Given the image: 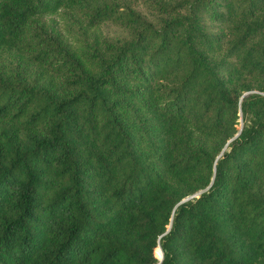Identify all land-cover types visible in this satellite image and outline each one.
Wrapping results in <instances>:
<instances>
[{
	"label": "trees",
	"instance_id": "obj_1",
	"mask_svg": "<svg viewBox=\"0 0 264 264\" xmlns=\"http://www.w3.org/2000/svg\"><path fill=\"white\" fill-rule=\"evenodd\" d=\"M0 264H264V0H0Z\"/></svg>",
	"mask_w": 264,
	"mask_h": 264
},
{
	"label": "water",
	"instance_id": "obj_2",
	"mask_svg": "<svg viewBox=\"0 0 264 264\" xmlns=\"http://www.w3.org/2000/svg\"><path fill=\"white\" fill-rule=\"evenodd\" d=\"M251 92H252V91H249V92L244 93V94L242 95L241 98H244L245 96H247V95L250 94ZM197 194H198V193H197ZM197 194H195V195H197ZM190 197H192V196H189V197L183 199L181 202H184L185 200L189 199ZM169 228H170V225L168 226V229H167V230H169ZM158 249H159V251H160V257H158V260H159V262H160V261L162 260V250H161L160 247H159Z\"/></svg>",
	"mask_w": 264,
	"mask_h": 264
},
{
	"label": "rangeland",
	"instance_id": "obj_3",
	"mask_svg": "<svg viewBox=\"0 0 264 264\" xmlns=\"http://www.w3.org/2000/svg\"><path fill=\"white\" fill-rule=\"evenodd\" d=\"M51 18L50 19H54L55 21H57V23H59V24H61V22H59V19H58V17L57 16H50ZM159 254H160V251L158 250V255L157 256H159Z\"/></svg>",
	"mask_w": 264,
	"mask_h": 264
},
{
	"label": "bare ground",
	"instance_id": "obj_4",
	"mask_svg": "<svg viewBox=\"0 0 264 264\" xmlns=\"http://www.w3.org/2000/svg\"><path fill=\"white\" fill-rule=\"evenodd\" d=\"M158 254V253H157ZM158 257H160V254H159V256Z\"/></svg>",
	"mask_w": 264,
	"mask_h": 264
}]
</instances>
